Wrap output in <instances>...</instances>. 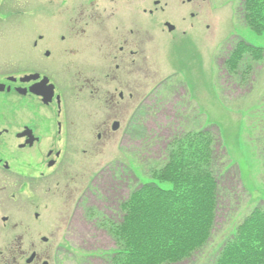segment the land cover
Wrapping results in <instances>:
<instances>
[{"label":"flooded vegetation","instance_id":"1","mask_svg":"<svg viewBox=\"0 0 264 264\" xmlns=\"http://www.w3.org/2000/svg\"><path fill=\"white\" fill-rule=\"evenodd\" d=\"M211 4L0 0V264H54L56 249L46 237L26 243L39 230L29 216L41 219L30 209L43 205L57 219L74 218V200L85 199L89 178L85 162L76 173V156L87 155L92 134L106 139L123 122L100 121L96 106L103 102L122 114L124 101L137 103L138 87L163 85L167 78L159 73L181 68L187 51L196 69ZM12 28L19 33L14 60ZM96 119L100 129L92 132ZM55 233L72 231L57 226Z\"/></svg>","mask_w":264,"mask_h":264},{"label":"rangeland","instance_id":"2","mask_svg":"<svg viewBox=\"0 0 264 264\" xmlns=\"http://www.w3.org/2000/svg\"><path fill=\"white\" fill-rule=\"evenodd\" d=\"M211 2V28L203 32L196 69L187 51L181 68L159 73L158 78H167L163 85L138 87L137 106L124 101L117 115L103 102L96 106L100 121L123 122L106 139L92 134L87 155L76 156V173L85 162L89 178L85 199L74 200V218L57 219L43 205L30 209L42 220L29 216L28 224L39 230L26 235V243L41 244L46 237V245L56 249L54 264H114L121 244L120 203L145 183L158 181L171 153L202 133L210 140L206 149L217 178L218 209L206 245L176 264H214L236 226L254 208L264 210V35L242 18L244 0ZM18 41L12 28L11 60L19 57ZM98 119L92 120V132L100 129ZM57 226L72 234L55 233Z\"/></svg>","mask_w":264,"mask_h":264},{"label":"trees","instance_id":"3","mask_svg":"<svg viewBox=\"0 0 264 264\" xmlns=\"http://www.w3.org/2000/svg\"><path fill=\"white\" fill-rule=\"evenodd\" d=\"M242 11L244 21L264 35V0H244ZM202 134L171 153L158 181L121 203L114 264H176L209 241L219 188L206 149L210 140ZM214 264H264V210L254 208L236 226Z\"/></svg>","mask_w":264,"mask_h":264},{"label":"water","instance_id":"4","mask_svg":"<svg viewBox=\"0 0 264 264\" xmlns=\"http://www.w3.org/2000/svg\"><path fill=\"white\" fill-rule=\"evenodd\" d=\"M117 127H118V124H117V123H114L113 126H112V128H113L114 130H116ZM43 240H46V238L44 237Z\"/></svg>","mask_w":264,"mask_h":264}]
</instances>
